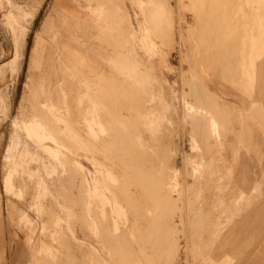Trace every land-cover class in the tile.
Masks as SVG:
<instances>
[{
	"label": "rangeland",
	"instance_id": "1",
	"mask_svg": "<svg viewBox=\"0 0 264 264\" xmlns=\"http://www.w3.org/2000/svg\"><path fill=\"white\" fill-rule=\"evenodd\" d=\"M42 1L0 0V35L13 52V59L0 62L4 263L24 264L20 245L32 227L34 238L40 237V226L51 237L44 240L58 249L35 264H202L209 247L203 250L200 241L217 240L219 212L212 199L228 202L237 195L249 159L251 174L264 188V168L257 164L253 148L248 157L241 145L240 155L234 156L231 145L237 141L229 133L211 187L216 188L221 177L231 188L222 192L211 188L207 197L197 178L201 166L195 160L201 158L195 155L206 151L203 137L210 134L213 141H221L226 129L212 110L199 108L201 101L216 107L213 97L200 92L199 101L190 94L194 101L187 92L205 80L212 89L219 88L224 101L237 100L226 80L202 72L222 71L218 62L234 39L239 49L247 51L251 35L244 25L261 9L260 0H154L161 5V17H168L171 24L153 28L165 45L159 44L156 52L167 58L159 78L148 62H142L147 68L131 65L123 75L121 14L117 5H110L115 0H81V21L56 5L48 8L52 0L43 6ZM131 7L133 54L137 60L153 57L157 62L144 22L145 9L157 11L156 4L133 0ZM173 8L178 15H174L175 42L169 49ZM202 18L209 23L212 68L207 66L205 47L199 45L196 61L193 47L179 35L180 29L185 34L196 25L201 28ZM0 55L1 60L2 51ZM233 55L243 67L239 52ZM27 89L29 94L24 93ZM237 95L243 108L251 107L250 144H264L254 127L256 96L248 100L243 92ZM195 116L198 119L191 123ZM238 122L245 124V119ZM229 166L233 172L225 178ZM46 245L49 250L43 251L54 250Z\"/></svg>",
	"mask_w": 264,
	"mask_h": 264
},
{
	"label": "crops",
	"instance_id": "2",
	"mask_svg": "<svg viewBox=\"0 0 264 264\" xmlns=\"http://www.w3.org/2000/svg\"><path fill=\"white\" fill-rule=\"evenodd\" d=\"M149 1H152L156 4L157 11L151 10L147 7L148 9L146 8L144 13V22L147 23L146 30L152 34L151 42L155 46L153 56H159L157 62L153 59V57H147L146 61H142L138 57L137 60L135 58V54H133L135 49L133 50V43H131L130 39V27L134 26L135 22L133 13L130 14V12H133V8L131 7L133 5V0H115L114 2L110 3V5H117L121 14V67L123 69V75L125 73V69H129L131 65L135 67L137 64L138 68H147L143 65V63L148 62L149 64L151 63L149 67L154 70L155 77L159 78V75L162 77L160 74L161 68L167 67L166 55H159L156 52L157 46H159V44H164L155 36L153 28L159 30V24L164 25V22L166 25L168 24L169 27L171 24L169 23L168 17H161L162 15L159 13L161 5L156 3L154 0ZM45 2L46 0L42 1V6ZM258 3L262 5L261 9L259 8L260 13L257 11V13L253 15L252 19L250 20L249 25H246V23L244 25L249 29V33L251 35V45H248L247 51L245 52L243 46H240L239 49L237 40L234 39V42L232 43L233 45L226 48V55L224 58L218 62V65H221L222 67V71L213 73L202 72V74L206 75L207 77L217 74L221 79L226 80V82H228L234 89L236 94L233 92L231 94L237 100L232 102L224 101L220 96V93H218L219 88L217 91L212 89L207 83L203 82L205 80H200L201 83H196L195 88H192L189 90V92H187V96L191 97L190 94H192L199 101H201L199 99L200 92L205 93L207 97H213L217 101L216 107L207 106L203 101H201L202 104H199H201L202 107L199 108L203 109L205 107L212 110V116H218L220 119V127L222 126L226 129L225 136L221 141L217 138L216 141H213V136L210 134L203 137L202 141L206 142L204 144L206 151L201 156L195 155L201 158L198 161L195 160L197 164L201 166L200 173L197 178L202 182L203 190L206 191L205 195H208L207 197H209L208 193H210V189L213 188L211 187V181L213 180L212 178L219 173L218 167L215 164L220 162L221 158H223V153L221 151L225 145L223 141L229 133L232 134L237 141V145H231L233 149V155H240V147L242 145L246 149L244 155L249 157V150L253 148L254 155L257 158V164L260 166V169L264 168V144L256 143L251 145L249 141L251 140V128L248 126V123L251 119L249 114L251 107L249 105L248 108H243V106H241L239 103L240 100L238 98L239 96L237 95L239 92H243L248 100H250L253 95L256 96V101L252 102L257 109L254 127L262 134V140L264 141V33L261 31V27L264 31V0H260ZM51 5H56L58 9H63L69 13H73L75 16L77 14V20H83L84 12L81 0L79 2L76 0H52L51 3H49L48 8H50ZM173 10V40L171 47L166 46L169 49L172 48L175 42L174 15H178V12L175 11L174 8ZM208 15L209 14H207L206 18L209 17ZM196 20H198V22L200 21L199 14L196 15ZM204 23L207 26V29L204 28ZM208 26V21L206 23V20L202 18L201 28L199 25H196L195 28L187 29L185 34L182 31L183 29H180L179 35L184 44L193 47L192 58L194 57V60L196 59V61L199 60V45L205 47L207 52V55L205 56L207 66L212 68L209 50ZM200 35L202 36L201 42ZM204 38L206 39L205 43L203 41ZM257 42L259 43V48L256 49ZM235 51L239 52V59H242L245 64L243 67L242 64L237 61L238 56L233 55V53H236ZM123 82H126L125 77H123ZM226 91L222 90V94L230 95L229 92ZM24 93L29 94L30 89L25 90ZM228 106L233 109H229ZM49 109L54 110L55 108L50 104ZM241 118L245 119V124H240L238 122L239 119L241 120ZM197 119L198 116L193 117L191 123ZM190 132L192 134L191 130ZM199 142L198 145L200 146ZM193 152L196 154L195 151H192V153ZM205 156L209 157L210 159L208 161L203 160ZM193 161L194 160L192 158L191 163ZM244 166L246 177L241 183L242 186L238 184L243 188H240V191H238L237 195L231 197L228 202L222 198L212 199V201L216 202L217 212H219V214L216 216L215 222L217 228V240L200 241L203 250L206 246L209 247L208 251L203 253L202 264H264V188L262 182L255 180V177L251 174L253 162L250 159L245 160ZM232 172L233 168L231 166L227 167L225 178H230ZM262 172H264V170H262ZM222 179L223 178L221 177L217 178L216 181H218V184L216 185V188L214 187L213 189L222 192L231 188L230 182L227 181L222 183ZM245 189H248L247 192L244 191ZM38 230L40 237L37 239L34 238L35 227H32L30 229V235L28 236L25 244L20 245L19 257L24 259V264H35L40 258L54 255L57 252L58 248L55 246V244L49 242V240H51L49 234L47 232H43L40 226L38 227ZM45 238L49 240H44ZM46 244H51L54 250L52 252L43 251L41 246L44 245L46 247ZM3 253L4 250L1 247L0 264H5ZM11 261L15 262V257H13Z\"/></svg>",
	"mask_w": 264,
	"mask_h": 264
},
{
	"label": "bare ground",
	"instance_id": "3",
	"mask_svg": "<svg viewBox=\"0 0 264 264\" xmlns=\"http://www.w3.org/2000/svg\"><path fill=\"white\" fill-rule=\"evenodd\" d=\"M206 2H208L209 3V1H207V0H205ZM161 28V27H160ZM1 32V31H0ZM155 35H157L156 33H155ZM158 35H160V33H158ZM13 48V47H12ZM0 50L2 51V57H1V60H0V62H2V60H11V59H13V52H12V50L10 49V46L8 45V41H7V39L4 37V36H1L0 35ZM0 51V52H1ZM1 56V55H0ZM9 57V58H8ZM228 61V60H227ZM1 66V65H0ZM23 101L25 102V101H27V94H25L24 96H23ZM213 121H215V120H213ZM209 123V122H208ZM41 249H43V250H49L48 248H47V246L45 247L44 245H42L41 246ZM170 253V252H169ZM36 255V254H35ZM171 255V254H170ZM160 258V257H159Z\"/></svg>",
	"mask_w": 264,
	"mask_h": 264
}]
</instances>
